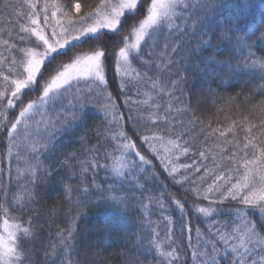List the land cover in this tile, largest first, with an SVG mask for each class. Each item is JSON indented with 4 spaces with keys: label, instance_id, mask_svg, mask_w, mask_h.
<instances>
[{
    "label": "snow or ice",
    "instance_id": "obj_1",
    "mask_svg": "<svg viewBox=\"0 0 264 264\" xmlns=\"http://www.w3.org/2000/svg\"><path fill=\"white\" fill-rule=\"evenodd\" d=\"M219 5L220 0H196L195 4L190 0H98L94 5H88L89 11L82 12L79 0L74 3L72 0H67L66 3H61L60 0H20L15 6L12 0H4L0 8L15 13L19 25V43L26 46L17 47L16 44H9L8 40L0 41L7 45L9 50H16L20 56L19 62L15 56L11 57V67L7 69V74L0 70V78L4 81V86L0 89V126L5 128L13 141L17 135L31 141L29 156L23 158L25 167L18 169V176L28 179V185L31 187L18 183L15 192H11L10 188L0 190V264H36L33 260L35 248L29 245H34L39 237L33 223L38 217L30 215L31 205L38 202L37 176L42 174V182L43 178L57 174L60 168L64 169L66 175L71 173L80 180L99 169L110 173L114 183L106 188L96 184L94 180L91 182L93 189L98 193L95 202L108 205L110 211L107 215L117 217L118 222L125 226L128 224L129 209L140 211L141 218L136 223H139L144 236L138 237L140 244L133 242V246L145 252L154 249L160 257L166 258L164 264H175L180 258L177 248L181 245L172 247L176 241L172 238L171 229L161 240L156 230L148 227L152 223L148 218V208L154 196L147 185L159 178L158 167L174 186L184 189L185 195L180 198L170 195L182 215L187 204L188 211L198 214V218L199 214L204 217H226L211 225V228L215 229V239L206 243H211L212 251L199 253L201 257H209L204 264H220V260L229 259L231 264H264V255L258 260L254 259L257 247L264 246V235L249 216V211L256 210L260 216H264V100L253 106L258 114L255 124L245 118L239 124L233 120L223 129L212 128L210 122V131L207 134L201 129L200 134L204 135L205 142L203 150L194 151L193 140L197 137L186 138L189 129L183 120L179 121L182 128L179 132L175 130V118L171 121V132L161 133L147 127V122L156 125L163 120L168 123V116L172 113L171 103L163 108V116L159 115L163 106L157 103L149 105L155 111L148 114L146 134L141 135L140 130L135 127L131 129V135L122 128H97L94 131L85 129L83 135L76 138L79 149L57 160L56 169L52 168L51 163L45 167L41 159H48L49 155L57 150L58 134L61 138H71L81 129L86 122L85 109L92 97L104 101L98 107L105 113V119L112 117L109 126L117 123L116 102L123 86H117L115 96L107 90L109 66H114L115 74L121 77H131L135 73L137 84L143 83L150 87L151 91L145 93L149 99H153L152 92L157 96L174 97L179 91L183 95V85L188 83L186 75L177 73L176 79L153 78L148 72L141 73L131 67L133 62H136L148 71L171 76L174 61L165 59L169 44L163 45L164 51L161 52L159 61L153 59L157 37L165 32L186 35L189 28L200 32L197 47L191 49V54L185 58L189 61L192 54L203 56V49H219L224 41L234 47L239 54L235 64L231 59L218 61L214 55H210L196 61L193 68L186 69L196 71L197 76L205 82L210 76L220 75L211 68L213 64L227 63L231 75H238L241 69H259L264 73V56H259L254 51L255 42L245 30L246 24L240 23L244 17L237 13L226 24L221 25L219 31L212 27V13ZM247 6L245 0V8ZM193 10L202 11L204 15H197L189 24ZM20 20L25 22L19 23ZM4 31L0 29V35ZM8 34L11 36V31ZM259 38L264 41V32ZM178 47L179 45L173 46L172 53H175ZM8 62V57L0 55V69ZM82 82L89 86L81 89L79 85ZM259 87L264 89V83ZM32 93L36 95L26 100L25 97ZM68 95H71L72 99L68 100ZM242 95L243 93H237L235 98L228 99L233 101L240 99ZM251 95L246 99L250 100ZM65 100L67 104L64 103ZM132 103L137 102L124 100L125 107ZM144 103L148 104V101ZM17 107L18 115L14 120H9V112ZM57 108L59 111L53 120L48 113L50 110L56 111ZM190 110L191 100L184 108H177L176 112L182 114ZM142 119L143 117L140 118ZM190 122L203 123L201 118L195 115V111H192ZM237 128L244 132L242 140L236 135ZM93 135L98 141L96 145L90 144ZM102 135L106 143L112 144L110 149L105 143H99ZM229 135L233 139H227ZM210 137L217 140L224 138L223 144L229 146L226 152L220 144L216 145L219 148V159L226 163H217L215 156L211 169L200 164L198 160H193L192 163L179 162L189 153L198 155L201 160L208 159V154H212L206 144ZM153 141L160 146L157 147ZM102 160L110 163H101ZM208 179H211L212 183L208 184ZM126 184L130 185L127 189L124 187ZM185 185L187 187H184ZM82 191L86 195H92L87 187ZM136 192H139V196L135 195ZM188 194L191 195L190 204ZM145 200L148 203H145ZM88 202L78 199L77 206ZM225 202H236V206L229 210L218 207ZM259 227L264 228V220L260 222ZM149 233L151 239H148ZM57 235L61 237L60 243L64 244L65 240H71L74 234L69 230L67 237H64L63 233ZM197 235L199 236V229ZM144 240H147L146 244L143 243ZM165 245L171 250L165 251ZM260 250L264 251V247ZM57 254L53 246V252L45 253V256ZM196 256L197 252H193V257ZM138 261L139 256L137 264Z\"/></svg>",
    "mask_w": 264,
    "mask_h": 264
},
{
    "label": "trees",
    "instance_id": "obj_2",
    "mask_svg": "<svg viewBox=\"0 0 264 264\" xmlns=\"http://www.w3.org/2000/svg\"><path fill=\"white\" fill-rule=\"evenodd\" d=\"M19 2L20 0H12L14 6ZM60 2L66 3L67 0H60ZM72 2L74 3L75 0H72ZM79 2L82 5V12H87L90 10L88 5H94L98 0H79ZM190 2L195 4L196 0H190ZM3 3L4 0H0V5ZM247 5V8H245V0H220L219 7L212 13V27L219 31L221 25L226 24L230 18L239 13L244 17L240 23L246 24L245 30L250 39L255 42L254 51L259 56H264V41L259 38L261 33L264 32V0H247ZM197 15H204V12L193 10L189 24L196 19ZM22 22L24 21H19V23ZM18 26L15 13H10L0 8V29L5 30L0 35V41L8 40L9 44H16L17 47L26 46L19 43ZM181 27H183V24ZM197 28H199V25ZM9 31H11V36L8 34ZM186 32V35L165 32L157 37V48L153 59L159 61L160 54L164 51L163 45L165 43L170 45L165 54V59L174 61L171 66L172 74L170 77L168 74L148 71V69L140 67L136 62H133L131 66L141 73L148 72V75L153 78L176 79L177 73L186 75L188 83L183 85V95L179 91L175 93L174 97L167 95L157 96L156 93L152 92L151 96L153 99H149L145 95V93L151 91L149 86L143 83L137 84L136 77H121L115 74L114 66H109L107 71V90L115 96L117 86H123L116 102L117 123L109 126V121L112 119L111 116L105 119L103 111H96L87 106L85 109L86 122L81 126V129L75 132L71 138L69 136L61 138L58 134L57 150L54 154H50L48 159L41 157L45 167L51 163L52 168L56 169L57 160L63 159L69 152H76L80 147L76 142V138L83 135L85 129L94 131L97 128L101 130L109 127L111 130L122 128L131 135V129L135 127L140 130L141 135L146 134L145 124L148 114L155 111V109L149 107L151 104L158 103L162 105L159 115L163 116V108L171 103L172 113L168 116V123L163 120L156 125L147 122V127L161 133L164 131L171 132V121L175 118L177 121L175 130L179 132L182 130L179 121L183 120L189 129L188 137L186 138L197 137L193 140L194 151L196 149H204V135H201L200 131L204 129L205 134H207L210 131L208 128L210 122L212 128L220 127L222 129L228 127L233 120H236L239 124L245 118L255 124L258 114L253 106L264 100V89L259 87L261 83H264V73H261L259 69H241L238 75H231L227 63L213 64L211 68L213 71L220 73V75L210 76L205 82L197 76L196 71H187L186 69L193 68L196 61L203 60L210 55H214L218 61L231 59L232 63L235 64L239 54L230 43L224 41L219 49L205 48L202 50L203 56L192 54V59L190 61L186 60L185 58L191 54L190 50L197 47V41L200 37L198 30L194 32L189 28ZM176 45H179V47L175 53H172V47ZM0 55L9 58V62L5 63L3 68L0 69L5 74H7V69L11 67V57L15 56L17 62L20 59L16 50H9L8 46L2 43H0ZM146 58L144 57V59ZM133 75L135 76V73ZM3 86L4 81L0 78V89ZM209 89L214 91L210 92ZM237 93H243L242 97L229 101L228 98H235ZM249 94H252L251 99L247 100L246 98L249 97ZM35 95L34 93L29 94L25 99L33 98ZM67 99H72V96L68 95ZM125 99H130L137 103H132L125 107ZM146 100L148 104L144 103ZM189 100H191V110L178 114L176 109L184 108ZM64 103L67 104V100ZM129 108H131V111H129ZM58 111L59 109L57 108L56 112ZM192 111H195V115L200 117L203 123L190 122L192 120ZM51 112L54 114V111ZM18 113L19 107L9 112L8 119L14 120ZM250 113L251 115H249ZM121 114H123V118H121ZM141 117H143L142 120H140ZM137 120H140V122L135 123ZM8 127L10 128V124ZM236 135L242 140L244 136L243 130L237 128ZM223 139L217 140L215 137L208 139L206 142L207 148L212 153L208 154V159L201 160L198 155L189 153L187 157H182L179 162L192 163L193 160H198L200 164L207 165L211 169L215 156L217 163H226V161L219 159V148L216 147L217 144H220L227 152L229 146L223 144ZM227 139L231 140L233 137L229 135ZM27 142L28 140H25L17 144L16 139L15 141L10 139L5 128L0 126V190L10 188L11 192H15L18 183L20 185H28V179L18 176V169L25 167L23 158L29 156L31 141ZM97 143L98 141L93 135L90 144L96 145ZM99 143H105L109 149L112 147L111 143L105 142L103 135ZM153 143L157 147L160 146L156 141H153ZM11 152L12 155H10ZM9 155L11 156L10 158ZM101 163L110 162L102 160ZM228 166L231 167L232 165ZM157 171L159 172V178L147 185L150 193L154 196V200L148 208V218L152 221L148 227L155 229L161 240L164 239L166 234L169 233V229H171L172 238L176 241V244H172V247H176L177 244L181 245L177 248L180 258L175 261V264H204L209 257H201L199 253L205 251L211 253L212 251L211 243H206L215 239L213 234L215 229L211 228V225L215 221L224 220L226 217L223 215L204 217L199 214L198 218V214L188 211L187 204L185 205L186 211L182 215L172 199H170V195L180 198L185 195L184 189L174 186L159 167ZM41 175L37 176L39 186L36 191L39 195L36 199L38 202L31 205L32 212L30 213L33 217H38L34 219L33 223L39 233V237L34 245H29L35 248L33 260L36 261V264H45V261H47V264H62V261L63 264H137V256H139L138 264H164L166 258L160 257L159 253L154 249L151 252H145L143 249L133 246V242L139 245L141 241L138 237L142 238L144 236V233L140 231L139 223H136L141 218L140 211L129 209L127 215L128 224L125 226L118 222L117 217L107 215L110 211L108 205L95 202L98 193L93 189L91 182L94 180L96 184L106 188L109 184L114 183L110 173L104 169H99L95 173H89L83 180H80L76 179L71 173L66 175L64 169L60 168L57 174L43 178L42 182ZM70 176L71 178H69ZM207 183H212V180L208 179ZM28 186L31 187V185ZM85 187L89 188L92 195H86L82 191ZM124 187L127 189L130 185L126 184ZM184 187H187V185ZM78 188L80 189L79 191L77 190ZM11 192L9 193V198H11ZM135 195L139 196V192H136ZM188 198L190 204L192 202L190 194H188ZM212 198L216 199V197ZM78 199L89 202L80 204L78 207ZM132 203H135V201H132ZM145 203H148V201L145 200ZM235 206L236 202H225L218 207L222 210H229ZM249 216L257 223L259 231L264 235V228L259 227L260 222L264 220V216H260L258 210L249 211ZM182 228L183 232H181ZM0 229H2V217H0ZM197 229H199V236L197 235ZM69 230L74 234L72 239L65 240L64 244H61V237L57 234L63 233V236L67 237ZM151 238V233H149L148 239ZM143 243L146 244L147 240H144ZM53 246H55V252L58 254L46 257L45 253L53 252ZM261 247L264 246L257 247L254 259L258 260L260 256L264 255V251L260 250ZM164 250L169 251L171 249L165 245ZM193 252H197L196 257H193ZM220 264H231V260H220Z\"/></svg>",
    "mask_w": 264,
    "mask_h": 264
},
{
    "label": "rangeland",
    "instance_id": "obj_3",
    "mask_svg": "<svg viewBox=\"0 0 264 264\" xmlns=\"http://www.w3.org/2000/svg\"><path fill=\"white\" fill-rule=\"evenodd\" d=\"M25 22V21H24ZM24 22H22V23H24ZM42 50V49H41ZM19 61V60H18ZM131 70V69H130ZM131 77H135L134 75H132ZM89 85L88 84H86V83H81L80 85H79V87L81 88V89H86L87 87H88ZM70 100V99H69ZM104 103V101L102 100V99H100V100H97V98L96 97H92L90 100H89V102H88V106H89V108H91V109H93V110H96V111H99V105H102ZM101 111V110H100ZM115 114H116V118H117V113H116V111H115ZM56 115H57V112L56 111H54V114H52V112H51V110H50V112L48 113V116L50 117V118H52L53 120H55V118H56ZM37 119H39V117H37ZM26 140V139H23L21 136H19V135H17V137H16V142H17V144H18V142H24V141ZM30 142V140H28V142L27 143H29ZM14 154H16L15 152H13ZM10 155H12V152H11V154ZM9 155V158L11 157ZM8 158V159H9ZM0 162H1V160H0Z\"/></svg>",
    "mask_w": 264,
    "mask_h": 264
}]
</instances>
